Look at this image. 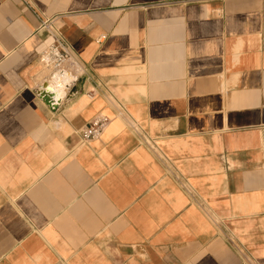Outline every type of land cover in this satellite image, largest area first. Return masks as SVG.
I'll return each mask as SVG.
<instances>
[{
  "label": "crops",
  "instance_id": "1",
  "mask_svg": "<svg viewBox=\"0 0 264 264\" xmlns=\"http://www.w3.org/2000/svg\"><path fill=\"white\" fill-rule=\"evenodd\" d=\"M0 264H264V0H0Z\"/></svg>",
  "mask_w": 264,
  "mask_h": 264
},
{
  "label": "built area",
  "instance_id": "2",
  "mask_svg": "<svg viewBox=\"0 0 264 264\" xmlns=\"http://www.w3.org/2000/svg\"><path fill=\"white\" fill-rule=\"evenodd\" d=\"M54 37V42L41 54L40 62L54 73L67 72L66 65L71 61V52L62 38L56 35ZM109 121L107 116H97L82 130V140L98 138Z\"/></svg>",
  "mask_w": 264,
  "mask_h": 264
},
{
  "label": "bare ground",
  "instance_id": "3",
  "mask_svg": "<svg viewBox=\"0 0 264 264\" xmlns=\"http://www.w3.org/2000/svg\"><path fill=\"white\" fill-rule=\"evenodd\" d=\"M63 81H64V80H63ZM58 83H59V85L61 84L60 82H58ZM61 85H62V84H61ZM61 85H60V86H61ZM52 86H54V85H52ZM55 87H56V86H55ZM48 89H50V85H48V86H46V87H44L43 89L40 90L41 94H43L44 97H45V93H46L45 91H46V90L48 91ZM53 90H54V87H53ZM59 91H60V93H59ZM61 93H62V90H61V89H59V88H58V89H55V96H56V98H57L58 96H60ZM63 93H64V92H63ZM50 98H51V97H50ZM50 98H49V99L46 98L48 103H52Z\"/></svg>",
  "mask_w": 264,
  "mask_h": 264
},
{
  "label": "water",
  "instance_id": "4",
  "mask_svg": "<svg viewBox=\"0 0 264 264\" xmlns=\"http://www.w3.org/2000/svg\"><path fill=\"white\" fill-rule=\"evenodd\" d=\"M61 74L67 75L68 73H66V72L55 73V74H54V77H55V76H58V75H61ZM46 86H48V84H47V83L43 84V86H42V88H41V89H43V88H44V87H46Z\"/></svg>",
  "mask_w": 264,
  "mask_h": 264
},
{
  "label": "rangeland",
  "instance_id": "5",
  "mask_svg": "<svg viewBox=\"0 0 264 264\" xmlns=\"http://www.w3.org/2000/svg\"><path fill=\"white\" fill-rule=\"evenodd\" d=\"M46 92V91H45ZM59 97V96H58ZM58 97L56 99H58Z\"/></svg>",
  "mask_w": 264,
  "mask_h": 264
}]
</instances>
